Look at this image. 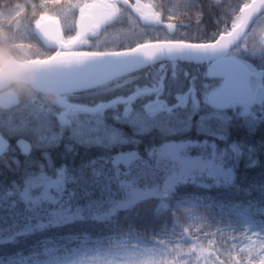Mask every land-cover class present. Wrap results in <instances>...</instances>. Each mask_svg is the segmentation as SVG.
<instances>
[{
    "label": "snow or ice",
    "instance_id": "obj_1",
    "mask_svg": "<svg viewBox=\"0 0 264 264\" xmlns=\"http://www.w3.org/2000/svg\"><path fill=\"white\" fill-rule=\"evenodd\" d=\"M0 18V264H264V0Z\"/></svg>",
    "mask_w": 264,
    "mask_h": 264
},
{
    "label": "trees",
    "instance_id": "obj_2",
    "mask_svg": "<svg viewBox=\"0 0 264 264\" xmlns=\"http://www.w3.org/2000/svg\"><path fill=\"white\" fill-rule=\"evenodd\" d=\"M0 2H2V0H0ZM10 2H11L12 4H15V3H21V4H23V3L25 2V0H10ZM36 2H38V0H36ZM146 2H147V0H146ZM28 12H29V14H30V12H31V9H30V8L28 9ZM0 22H2V18H0ZM185 22H186V23L190 22V23H192L193 25H195V18L192 17L191 20H188V19L186 18V19H185ZM210 30H211V29H210ZM155 34H156V33H154V32H153V33H149V35H155ZM123 38H124V39H123ZM136 38H137V37H133L132 40H131V42L134 43V41H135ZM139 38L143 39L144 37H139ZM109 39L112 40L113 43H112V44H109L108 47H112L113 44H119L120 41H121L122 39H123V41H125V43H126V42H130V41H128L123 35H120V36L117 37V36H115V34H112V35L109 37ZM262 134H264V133H258V134H257V136H256V140H257V142H259V140H260V135H262ZM259 158H260V157L258 156V159H259ZM261 171H262V170H261L260 168H257L255 171L250 172V173H249L250 178L260 179V178H261ZM217 195H220V196H222V197H226V198H231V199H234V200H237V201L245 199V197H244L243 195L231 196L230 194L224 193L223 191H220L219 193H217ZM148 207H150V205H149ZM98 234H99L98 232L93 233V238H95ZM0 250H2V249H0ZM9 250H10V249H9Z\"/></svg>",
    "mask_w": 264,
    "mask_h": 264
},
{
    "label": "clouds",
    "instance_id": "obj_3",
    "mask_svg": "<svg viewBox=\"0 0 264 264\" xmlns=\"http://www.w3.org/2000/svg\"><path fill=\"white\" fill-rule=\"evenodd\" d=\"M46 100H51L52 98L50 96L44 97Z\"/></svg>",
    "mask_w": 264,
    "mask_h": 264
}]
</instances>
